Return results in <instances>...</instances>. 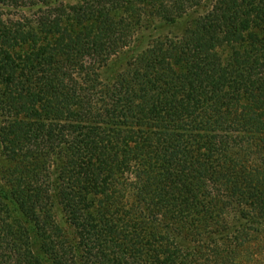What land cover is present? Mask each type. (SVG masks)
<instances>
[{
  "label": "trees",
  "instance_id": "1",
  "mask_svg": "<svg viewBox=\"0 0 264 264\" xmlns=\"http://www.w3.org/2000/svg\"><path fill=\"white\" fill-rule=\"evenodd\" d=\"M252 263L264 0H0V264Z\"/></svg>",
  "mask_w": 264,
  "mask_h": 264
},
{
  "label": "rangeland",
  "instance_id": "2",
  "mask_svg": "<svg viewBox=\"0 0 264 264\" xmlns=\"http://www.w3.org/2000/svg\"><path fill=\"white\" fill-rule=\"evenodd\" d=\"M23 12H20V13H14V12H11V14H13V15H19L20 16V14H22ZM34 12H29V13H26V12H24V15H31V14H33ZM10 14V15H11ZM26 15V16H27ZM17 17V16H16ZM170 32H174V30L173 29H163V34H167V33H170ZM175 33H176V31H175ZM174 33V34H175ZM127 62L129 61V54H128V58H127V60H126ZM116 62V61H115ZM126 62V63H127ZM126 63H125V57L124 58H121L119 61H117L115 64H117L118 65V69H124L125 67H126ZM107 75H109V74H107ZM127 157H129V156H127ZM256 163H259V162H257V161H255ZM255 163V164H256ZM128 165V164H127ZM261 169H262V167L261 166H259L258 164H256L255 165V167H254V169H253V175L254 176H259L260 177V175H261ZM128 190V189H127ZM124 201H125V205H126V208H131V204H133V200H132V192H130L129 190L127 191V192H125L124 193V199H123ZM162 207H165V205L164 206H162ZM256 260H259V262H263V261H261V259L259 258V257H257L256 258ZM253 264V263H252ZM262 264H264V263H262Z\"/></svg>",
  "mask_w": 264,
  "mask_h": 264
}]
</instances>
